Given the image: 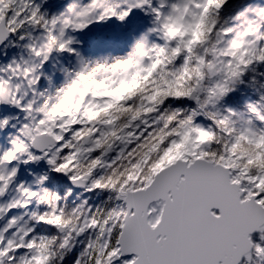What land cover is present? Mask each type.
Returning <instances> with one entry per match:
<instances>
[{
  "label": "snow or ice",
  "instance_id": "obj_1",
  "mask_svg": "<svg viewBox=\"0 0 264 264\" xmlns=\"http://www.w3.org/2000/svg\"><path fill=\"white\" fill-rule=\"evenodd\" d=\"M224 3L0 0V45L18 49L0 63V105L19 110L0 116L15 129L0 145V264H264V6L222 18ZM133 10L149 26L106 51ZM125 75L141 79L95 95ZM61 175L99 202L69 200Z\"/></svg>",
  "mask_w": 264,
  "mask_h": 264
},
{
  "label": "clouds",
  "instance_id": "obj_2",
  "mask_svg": "<svg viewBox=\"0 0 264 264\" xmlns=\"http://www.w3.org/2000/svg\"><path fill=\"white\" fill-rule=\"evenodd\" d=\"M205 26V21L204 18L201 17L200 21L197 22V24L191 29L193 33V38H198L199 36L202 35L203 30ZM173 32L180 31L179 28L173 27L172 28ZM126 73V70H122L119 73H116V75H123ZM141 79V77L133 75L131 77H128L125 75V78L122 79L119 83H116L115 81H111L110 79H99L94 82L93 87H94V93L97 96H111L113 97V100L118 98L120 95L122 87L130 86L131 84L135 83L137 80ZM111 105L106 106L104 109H99L95 105L90 107L87 110V115L93 116L95 114H98L100 111H106L107 107ZM68 112H72V108L66 107L65 109ZM74 117V113H73ZM204 137H201L200 139H203ZM187 143V138L177 144L176 146L173 147V149L159 162L158 167H162L173 160L177 159L183 151H186L187 149L185 148V144Z\"/></svg>",
  "mask_w": 264,
  "mask_h": 264
},
{
  "label": "rangeland",
  "instance_id": "obj_3",
  "mask_svg": "<svg viewBox=\"0 0 264 264\" xmlns=\"http://www.w3.org/2000/svg\"><path fill=\"white\" fill-rule=\"evenodd\" d=\"M51 2H52V4H55V0H49V3H51ZM140 25L142 26L141 31L143 32L144 30H146L145 26H149V23H148V24H145V23L140 22ZM98 30H99L98 28H92V29H91V31H94V32H96V31H98ZM138 34H139V33H138ZM131 42H132V41H129V40L125 41L124 46H125V49H126V50H127V45H128L129 43H131ZM6 43H7V42H6ZM5 51L8 53L7 56H5V55L3 54ZM17 51H18V49L15 48V47H13V46H9V47L6 48V49H5L3 46H1V47H0V63H6V62L8 61V59H10L11 56H12L14 53H16ZM106 51H109V50H106ZM124 51H125V50H120V52H122V53H118V52H116V54H123ZM113 52H114V51H113ZM62 60H63L64 63H67V62H68L67 59H65V58H62ZM47 69H48L49 74L53 75V79H54L57 83H59L60 81H62V79H63V73L60 72V71H56V70L52 67V61H49V64L47 65ZM18 112H19L18 109H15V108L9 107V108H4L3 111H2V114H3V115H5V114H13V115H15V114H17ZM0 114H1V113H0ZM22 118H23V116H22V114H21V119H22ZM14 122H15V121H13V123H14ZM11 130H12V131H10L9 134L15 132V129L11 128ZM9 134L6 135L7 139L9 138Z\"/></svg>",
  "mask_w": 264,
  "mask_h": 264
},
{
  "label": "trees",
  "instance_id": "obj_4",
  "mask_svg": "<svg viewBox=\"0 0 264 264\" xmlns=\"http://www.w3.org/2000/svg\"><path fill=\"white\" fill-rule=\"evenodd\" d=\"M230 1H231V0H225V3H227V5L229 6V5H230ZM237 2H238L239 4L235 5L233 9H235L237 6H240L241 3H242L243 1H242V0H237ZM229 11H230V9L225 10V12H229ZM231 12H232V11H231ZM220 14H221V11H220ZM243 89H244V86H241V91H242ZM241 91H237V92L234 94L236 98H241V99H242ZM231 98H232V97H230V99H231Z\"/></svg>",
  "mask_w": 264,
  "mask_h": 264
},
{
  "label": "water",
  "instance_id": "obj_5",
  "mask_svg": "<svg viewBox=\"0 0 264 264\" xmlns=\"http://www.w3.org/2000/svg\"><path fill=\"white\" fill-rule=\"evenodd\" d=\"M3 46V45H0V47Z\"/></svg>",
  "mask_w": 264,
  "mask_h": 264
}]
</instances>
